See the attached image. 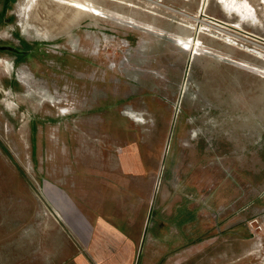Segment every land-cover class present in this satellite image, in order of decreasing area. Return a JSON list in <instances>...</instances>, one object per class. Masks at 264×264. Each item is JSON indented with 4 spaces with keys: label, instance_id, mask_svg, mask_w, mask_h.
Listing matches in <instances>:
<instances>
[{
    "label": "rangeland",
    "instance_id": "374dc122",
    "mask_svg": "<svg viewBox=\"0 0 264 264\" xmlns=\"http://www.w3.org/2000/svg\"><path fill=\"white\" fill-rule=\"evenodd\" d=\"M0 264H264V0H0Z\"/></svg>",
    "mask_w": 264,
    "mask_h": 264
},
{
    "label": "bare ground",
    "instance_id": "6f19581e",
    "mask_svg": "<svg viewBox=\"0 0 264 264\" xmlns=\"http://www.w3.org/2000/svg\"><path fill=\"white\" fill-rule=\"evenodd\" d=\"M93 143V142H92Z\"/></svg>",
    "mask_w": 264,
    "mask_h": 264
}]
</instances>
